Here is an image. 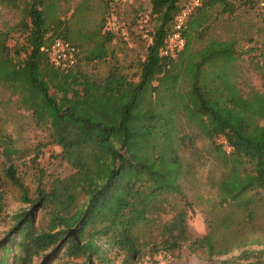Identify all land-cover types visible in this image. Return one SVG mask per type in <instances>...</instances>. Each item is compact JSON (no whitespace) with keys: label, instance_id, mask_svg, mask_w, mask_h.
I'll return each instance as SVG.
<instances>
[{"label":"trees","instance_id":"16d2710c","mask_svg":"<svg viewBox=\"0 0 264 264\" xmlns=\"http://www.w3.org/2000/svg\"><path fill=\"white\" fill-rule=\"evenodd\" d=\"M3 1L18 7L20 0ZM24 1L18 23L0 32V221H10L0 240V264H32L40 255L45 262L139 264L145 256L183 248L211 258L233 247L262 245L264 232L262 237L244 233L239 218L252 224L264 204V46L250 61L260 73V89L237 84L236 39H208L200 50L192 49L199 28L217 20L216 8L233 15L236 6L229 0H201L183 30L184 49L167 59L160 51L189 0H150L157 25L146 35L149 44L137 62L138 72L130 75L108 61L115 57L109 45L118 35L106 29L108 0L100 24L85 36L73 34L56 16L59 0ZM11 32L19 34L22 46H7ZM56 39L77 50L72 69L60 71L50 63L48 49ZM103 63L108 65L105 75L87 71ZM71 72L81 88L73 101L65 95L71 83L58 81ZM54 87L65 95L60 103L50 96ZM5 93L15 96L16 108L46 132V144L27 149L7 132L11 98L3 102ZM198 138L209 142L221 168L217 204L228 211L211 220L202 237L188 230L192 205L181 184L184 152ZM47 146L59 149L55 158L70 173L55 175L41 165ZM19 163L24 170H18ZM28 171L31 187L24 182ZM9 189L24 205L12 214L6 211ZM37 211L44 213V226L36 223ZM166 214L167 220L162 218ZM215 226L233 230L232 241ZM225 263L264 264V249H243Z\"/></svg>","mask_w":264,"mask_h":264},{"label":"rangeland","instance_id":"374dc122","mask_svg":"<svg viewBox=\"0 0 264 264\" xmlns=\"http://www.w3.org/2000/svg\"><path fill=\"white\" fill-rule=\"evenodd\" d=\"M249 1L251 2L250 5L242 3L241 0H229L237 8L233 15L223 14L219 8H216L217 20H213L205 27L199 28L192 49L195 51L200 50L208 39H236L240 51L239 59L236 62L239 75L237 84L243 89H248L250 86L260 89V73L254 70L250 65V61L252 55L258 54L255 50L264 46V0ZM18 2V7H14L10 3L0 0V32L13 29L18 23L25 1L20 0ZM183 2L184 0L181 1V3ZM105 3L106 0H59L56 16L67 21V27L73 34L81 33L85 36L96 29L105 16ZM119 12L121 16L120 25L125 30L126 36L116 35L109 45V49L113 50L115 57L108 61L109 63L116 61V63L125 67L126 72L131 75L138 72L137 62L144 59L149 44L146 35L149 36L157 24L155 17L150 14V0H125L119 5ZM18 37V33L11 32L7 39V46L10 48L16 45H18L16 47L22 46L24 41ZM84 48H88L85 43ZM23 56L24 54L21 55V58ZM107 68L108 65L103 63L97 64L95 67L91 65L87 68V71L103 76ZM70 75L69 78L63 76L58 81H60V84L63 81L71 83L65 95L73 101L81 93V88L79 78L75 77L73 72ZM74 77L76 80H74ZM49 93L57 103L64 100L65 95L61 93L59 87L50 88ZM10 98L11 101L9 102ZM15 99V96H11L9 93L1 95L3 102H9L8 112L11 114L12 119V122H8L6 125L7 132L11 133L14 138L18 139L19 144L27 149L46 144V132L34 126L33 122L28 119V113L16 108ZM193 132L198 133L196 130ZM217 143L221 142L217 141ZM42 149L39 162L47 168L49 173L62 176L70 173L68 167L55 158L59 153L57 147L47 146ZM183 156L184 176L181 184L188 201L192 205L191 210L188 209V230L193 236L202 237L209 232L211 220L216 221L228 212L217 204L215 184L220 177L221 168L210 151L209 142L203 138H198L195 141V147L193 149L188 148ZM28 159L29 157L25 160ZM24 169V165L19 163L18 170L22 171ZM31 179L29 172L24 179L25 185L28 187L32 186ZM7 191L6 211L8 214H12L13 211L22 206L24 207V205L17 202L15 198L17 194L14 190L9 189ZM36 214V223L39 227L44 226L46 220L44 213L37 211ZM3 215L2 217H4ZM162 218L167 220L170 218V214H166ZM239 220L244 233L250 230L255 233V236L260 235L262 237L264 232V204L258 209L256 221L252 224H247V218L244 216H241ZM9 222V219H5V223L0 221V240L9 228ZM215 227L220 236H226L225 239L232 241L235 235L233 230ZM229 232H232V235ZM220 240L222 241V238ZM243 249L254 251L264 249V241H262V245H247L240 249L233 247L231 252L222 256L215 255L211 258L207 256L206 252L199 251L190 254L185 248L173 253L159 252L153 258L145 256L139 264H231L225 263V261L238 256ZM32 264H83V259L55 258L45 262L43 255H40L34 259Z\"/></svg>","mask_w":264,"mask_h":264},{"label":"built area","instance_id":"2783aa9c","mask_svg":"<svg viewBox=\"0 0 264 264\" xmlns=\"http://www.w3.org/2000/svg\"><path fill=\"white\" fill-rule=\"evenodd\" d=\"M111 6L108 18L106 20V29L126 36L125 30L121 27V19L118 14L119 5L125 0H108ZM201 0H189L182 7L176 16L171 30L168 32L164 46L160 51V55L167 59H176L178 54L184 49L186 40L183 35L188 18L193 14L195 8L199 7ZM77 50L73 45L63 39H56L48 49V57L50 63L60 71L72 69L76 64Z\"/></svg>","mask_w":264,"mask_h":264},{"label":"crops","instance_id":"0c3cea01","mask_svg":"<svg viewBox=\"0 0 264 264\" xmlns=\"http://www.w3.org/2000/svg\"><path fill=\"white\" fill-rule=\"evenodd\" d=\"M112 42H113V41H112ZM112 42H111V43H112Z\"/></svg>","mask_w":264,"mask_h":264}]
</instances>
